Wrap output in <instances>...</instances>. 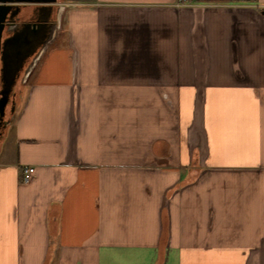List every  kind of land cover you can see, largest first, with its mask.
<instances>
[{
    "label": "crops",
    "instance_id": "obj_1",
    "mask_svg": "<svg viewBox=\"0 0 264 264\" xmlns=\"http://www.w3.org/2000/svg\"><path fill=\"white\" fill-rule=\"evenodd\" d=\"M263 13L61 3L0 142V264H264Z\"/></svg>",
    "mask_w": 264,
    "mask_h": 264
},
{
    "label": "flooded vegetation",
    "instance_id": "obj_2",
    "mask_svg": "<svg viewBox=\"0 0 264 264\" xmlns=\"http://www.w3.org/2000/svg\"><path fill=\"white\" fill-rule=\"evenodd\" d=\"M66 0L40 2L27 0L14 4L6 19L1 40L4 41L0 52V142L9 132L16 110L21 102L25 85L32 74L30 65L37 60L35 55L40 50V31L47 29L56 21L60 4ZM38 34L29 39L27 46L14 49L12 35ZM33 65V64H32ZM1 103H4L1 108Z\"/></svg>",
    "mask_w": 264,
    "mask_h": 264
},
{
    "label": "water",
    "instance_id": "obj_3",
    "mask_svg": "<svg viewBox=\"0 0 264 264\" xmlns=\"http://www.w3.org/2000/svg\"><path fill=\"white\" fill-rule=\"evenodd\" d=\"M40 2H50L51 0H38ZM27 2V0H0V52H1V48H2V44L4 43V41L1 40L2 38V33L4 28L6 27V19L9 16L10 10L14 7V4H22ZM60 9V7H59ZM59 11V10H58ZM57 11V14H58ZM264 14V13H263ZM45 25H43V27L41 28V42H40V50L39 52L35 55V58L38 59L39 55L42 52V49L46 46V44L52 39L53 37V33L57 27V21H55L54 23L51 24L50 28H44ZM34 36H38V34H23V35H12V39H13V44H14V49L19 51V49L23 48L24 46H27L26 43H29L30 40L29 39H34ZM34 64V62L32 63ZM30 65V68L33 65ZM4 103H1V108H3Z\"/></svg>",
    "mask_w": 264,
    "mask_h": 264
},
{
    "label": "built area",
    "instance_id": "obj_4",
    "mask_svg": "<svg viewBox=\"0 0 264 264\" xmlns=\"http://www.w3.org/2000/svg\"><path fill=\"white\" fill-rule=\"evenodd\" d=\"M184 2H185V0H180L181 5L184 4ZM34 174H35V169L33 167H30V166L22 167V181L24 183L31 181Z\"/></svg>",
    "mask_w": 264,
    "mask_h": 264
},
{
    "label": "rangeland",
    "instance_id": "obj_5",
    "mask_svg": "<svg viewBox=\"0 0 264 264\" xmlns=\"http://www.w3.org/2000/svg\"><path fill=\"white\" fill-rule=\"evenodd\" d=\"M29 83V82H28ZM25 87H26V90H25V94H24V97L26 96V92H27V89H28V86L27 85H25ZM22 107V105L20 104V106H19V108L17 109V111L16 112H18L19 111V109Z\"/></svg>",
    "mask_w": 264,
    "mask_h": 264
}]
</instances>
